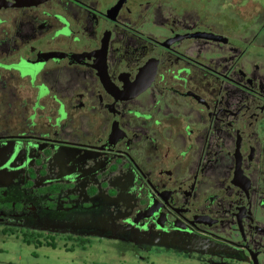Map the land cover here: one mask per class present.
Segmentation results:
<instances>
[{
    "label": "flooded vegetation",
    "instance_id": "af4514ba",
    "mask_svg": "<svg viewBox=\"0 0 264 264\" xmlns=\"http://www.w3.org/2000/svg\"><path fill=\"white\" fill-rule=\"evenodd\" d=\"M0 237L264 264V0H0Z\"/></svg>",
    "mask_w": 264,
    "mask_h": 264
},
{
    "label": "rangeland",
    "instance_id": "374dc122",
    "mask_svg": "<svg viewBox=\"0 0 264 264\" xmlns=\"http://www.w3.org/2000/svg\"><path fill=\"white\" fill-rule=\"evenodd\" d=\"M41 244L45 247L47 242ZM66 249L67 245L54 251L40 247L37 242H23L15 237H0V264H134L131 259L119 256L110 243L103 242L97 248L86 250L65 252ZM157 261H160L157 264L167 263L164 259Z\"/></svg>",
    "mask_w": 264,
    "mask_h": 264
}]
</instances>
